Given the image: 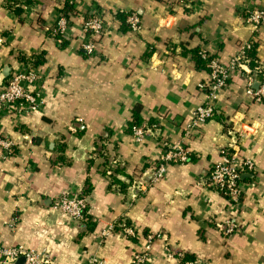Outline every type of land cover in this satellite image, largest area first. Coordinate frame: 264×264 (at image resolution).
I'll list each match as a JSON object with an SVG mask.
<instances>
[{
  "label": "crops",
  "instance_id": "0c3cea01",
  "mask_svg": "<svg viewBox=\"0 0 264 264\" xmlns=\"http://www.w3.org/2000/svg\"><path fill=\"white\" fill-rule=\"evenodd\" d=\"M69 8L63 47L49 34ZM257 8L264 0H0V77L10 70L0 89L42 61L33 67L40 110L0 112V135L15 144L13 156L0 154V244L46 253L54 264H132L143 252L150 264H178L166 249L202 264H264V102L247 94L242 72L219 96L221 120L186 136L209 80L193 52L227 65L253 40L264 67V30L255 33L245 16ZM131 13L141 19L139 34L119 21ZM92 14L102 17L105 32L90 57L81 46ZM135 120L150 132L141 144L129 131ZM102 139L109 161L122 164L120 183L104 174L95 153ZM164 143L184 144L191 158L153 183ZM222 149L257 168L242 175L237 205L209 186ZM65 192L87 198V221L54 208ZM227 220L239 227L230 239L218 228ZM129 228L135 236L124 233Z\"/></svg>",
  "mask_w": 264,
  "mask_h": 264
},
{
  "label": "built area",
  "instance_id": "2783aa9c",
  "mask_svg": "<svg viewBox=\"0 0 264 264\" xmlns=\"http://www.w3.org/2000/svg\"><path fill=\"white\" fill-rule=\"evenodd\" d=\"M247 22L253 27L255 33L264 30V8L249 10L246 13ZM126 24L130 32L139 34L142 31L141 19L135 13L126 15ZM70 22L64 14H60L54 32H58L62 37L67 38L69 34ZM83 32L87 36L82 43V50L90 57H93L99 50L98 39L105 32V24L99 14L90 15L83 24ZM3 39L0 37V47ZM255 45V41L244 43L240 47L239 53L227 65L221 63L218 58H213L202 52V58L208 60L207 69L209 80L202 84L200 89L205 92V102L193 113L191 122L187 126L186 136L202 128L209 122L215 120L220 115L219 96L224 91L235 72H242L247 81V94L255 102H264V76L261 81L256 79V75L262 72L257 68L254 73L248 69L244 63L245 54ZM38 74L31 65L25 66L21 71L10 76L6 86L0 89V112L7 109H23L36 112L41 108L39 97L33 91L38 81ZM255 82L259 83L258 90H254ZM148 127L133 128L132 137L137 144L145 141L149 134ZM164 151L160 157L153 175V183L163 180L171 165H185L190 161V152L184 144L162 145ZM15 144L12 140L0 135V154L7 160L14 154ZM221 159L215 163L208 173V182L211 188L223 194L226 200L233 205L240 203L243 196V187L240 179L243 174L255 173L257 168L250 160L239 161L236 155H231L226 149L220 151ZM54 208L62 214L70 217L75 222L83 223L89 217V204L86 197L81 194L65 192L54 201ZM225 238H232L239 232V227L234 221H224L218 226ZM127 236H135V230L124 229ZM103 236H107L104 233ZM167 260L177 261L178 264H202L199 260H187L182 253L171 252L166 249ZM151 256L149 252L135 254L132 264H150ZM20 262V263H19ZM0 264H54L51 257L46 253H37L23 246L5 248L0 244ZM81 264H105L97 259H90Z\"/></svg>",
  "mask_w": 264,
  "mask_h": 264
},
{
  "label": "trees",
  "instance_id": "16d2710c",
  "mask_svg": "<svg viewBox=\"0 0 264 264\" xmlns=\"http://www.w3.org/2000/svg\"><path fill=\"white\" fill-rule=\"evenodd\" d=\"M15 8H17L16 4L14 3H11ZM13 7V8H14ZM12 9V8H11ZM72 10L67 9L65 11L66 15L65 17H69L68 13H70ZM119 18V21L122 23V25L126 28L127 27V24H126V16L124 14H121L118 16ZM51 37H54L57 41H60L61 42V45L66 46V39L64 37L61 36V34H59L58 32H54V34L50 33L49 34ZM256 50H257V46L256 44L253 46V48L249 51L246 52L245 54V59H244V63L247 65L248 69L252 71V73L255 72V70L257 68H261L262 72L260 74H257L256 75V79L258 81H261L263 76H264V67L258 62L257 60V57H256ZM193 55H194V59H195V62H196V65H197V68H200V69H207V62L208 60H204L202 58V55L203 53L202 52H198V51H195L193 52ZM22 61L23 62H27L29 60H27L26 58H22ZM30 63V62H29ZM42 64V61H40V59L36 60L33 62L32 66L34 67H37V66H40ZM208 70V69H207ZM218 119L219 121L221 120L219 115L215 117V119ZM140 126V123L139 121L135 120L131 126L129 127V131L132 133L133 131V128H139ZM108 145L109 143L105 140V139H102L100 140L99 144L96 145V152L97 155L101 158L104 159L105 163H104V167H105V170H104V174H109V176L111 177L112 179V182L114 183L115 181H117L115 178L117 174H122L123 173V168H121V163L119 161H117L116 159L111 163L109 161L110 157L108 156L107 152H108ZM191 158V157H190ZM241 181V179H240ZM119 182V181H117ZM120 183V182H119ZM89 219V217H88Z\"/></svg>",
  "mask_w": 264,
  "mask_h": 264
},
{
  "label": "water",
  "instance_id": "95a60500",
  "mask_svg": "<svg viewBox=\"0 0 264 264\" xmlns=\"http://www.w3.org/2000/svg\"><path fill=\"white\" fill-rule=\"evenodd\" d=\"M9 74H10L9 69H7L5 72H3L2 76L0 77V87H2L4 85V81L9 77Z\"/></svg>",
  "mask_w": 264,
  "mask_h": 264
}]
</instances>
